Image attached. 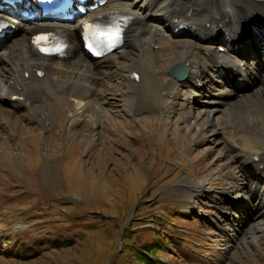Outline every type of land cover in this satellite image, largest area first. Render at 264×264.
I'll list each match as a JSON object with an SVG mask.
<instances>
[{"label": "rangeland", "instance_id": "rangeland-1", "mask_svg": "<svg viewBox=\"0 0 264 264\" xmlns=\"http://www.w3.org/2000/svg\"><path fill=\"white\" fill-rule=\"evenodd\" d=\"M130 1L137 10L145 2L108 0L105 9ZM20 41L11 39L0 59L3 80ZM157 43L158 50L146 41L126 46L90 66L52 61L37 103L23 109L0 101V264H140L125 248L155 241L166 247L156 252L164 264H264V204L256 189L250 202L242 178H255V170L241 158L255 142L264 150L253 138L264 125V92H256L264 76L236 94L213 76L199 40L184 31ZM187 50L200 53L204 85L199 95L176 87L167 113L161 94L176 84L168 68ZM136 67L143 87L130 113L127 76ZM57 80H76L89 93L55 91ZM262 180L252 189H264ZM12 222L25 227L13 239ZM49 237L60 246L52 249Z\"/></svg>", "mask_w": 264, "mask_h": 264}, {"label": "bare ground", "instance_id": "bare-ground-1", "mask_svg": "<svg viewBox=\"0 0 264 264\" xmlns=\"http://www.w3.org/2000/svg\"><path fill=\"white\" fill-rule=\"evenodd\" d=\"M97 1L98 0H86L84 3L78 2L73 5L72 9H76L78 5L89 7ZM27 3L30 6L31 12L36 10L37 0H28ZM104 7L105 6H103L102 9L106 10ZM113 9L125 11L129 16H131L129 23H127L125 28V41L122 48H125L126 46L132 48L140 43H144V41H146V43H153L157 41L153 37L157 34L159 35V39H166L164 36H172L175 26L180 23L183 26L182 28H186L189 32H187V35H193L201 39L203 45L200 53L206 54L209 61L214 63V67L230 68L231 71L238 72L244 76L247 81L249 76L253 73H255L258 77H261L262 74L264 76V46L255 44L256 48H254V45H249L247 47H243L242 49H236L233 52L226 49L227 44L235 38L240 30L241 24L245 20L255 15H261L264 17V0H145V2L141 3L138 10L136 9V3L134 1H130L128 4L118 3L113 7ZM89 17L90 16H86L81 19L74 17L71 24L69 23L70 25L68 26L64 23L56 24V28L67 35L71 41V49H69L65 55L66 61L71 64L78 65L80 63H84L89 66L91 64L89 63L90 61L83 55L79 45L77 44L80 24L84 19ZM21 20H23L24 24L18 26L15 34L11 38L5 39L0 43V59L5 60V57L9 55L11 50L10 48L7 49L10 47L8 44L11 39L16 37L15 35L17 32V34L21 37V41L19 43H12L16 47L17 54L12 58L11 62H9V76L5 80L0 78V101H9L14 104H18L21 108H29V106L34 103V99H40L43 89H45L42 83L38 84L39 81L36 77L37 71L44 73L43 78H48L49 74H52V70L50 68L54 59L42 58L38 56L29 43L30 36L38 31H43L44 26L36 21L31 23L25 21L23 18H21ZM153 22L158 23L154 24ZM217 28L224 30L225 35L228 38V40L224 43L222 50H218L219 46L207 42L209 36ZM147 29L148 33L150 31L153 36L148 33L145 34ZM27 36L28 40L25 39ZM255 43H257V41H255ZM139 50H141V48ZM200 53L194 50L184 51L179 54L177 62L183 65L187 71L183 83L194 86L195 91H198L196 86H198L197 83L200 81V77L204 72L203 66L199 63ZM32 57L35 60L34 64L29 61ZM250 57H252L251 61L248 60ZM30 65L31 67H29ZM136 69L137 67L134 71H136ZM262 69L263 71L260 72ZM26 73L28 74L27 77H25ZM131 73L132 72H130L127 76V81H129L128 89L132 92V94L126 93L125 96V98L130 102V105L124 106L126 110L130 112L133 110L132 105L135 108V105L138 101H140L138 100V90L143 84L141 77L138 78L139 81L136 82L135 79L131 78ZM239 78L241 79V77ZM233 79L234 78L232 77L223 79L220 78V80L229 82V84L234 81ZM42 82H44V79ZM49 82L51 84L50 80ZM257 83L258 86L256 87V92L262 94L264 92V80L263 83L260 81H257ZM55 84L56 87L54 90H58L64 94L76 93L84 96L89 93L87 86H81V84L76 80H66L65 82L57 80ZM233 84H230L231 91L234 90V93L236 94L243 91L242 89H238L240 86L239 83L233 82ZM261 88H263V91ZM166 89H170L168 91L169 96L174 94V87L168 86ZM31 92L34 93L33 96ZM192 94L195 95L194 92ZM227 94L228 91L225 90L222 97L219 98H223ZM25 95H30L31 97H27ZM13 96L16 97L14 100L11 99ZM254 96L255 95H252L251 97H258ZM211 104L214 106L213 110L216 111L217 107L215 105L217 104L218 106L220 103L214 100ZM78 105L81 106V104ZM93 116L90 118L91 122L101 126L102 119ZM76 120L77 119L73 122ZM73 122L71 121V123ZM222 123L224 124V122ZM261 127L262 128L253 138L260 139L264 142V125L261 124ZM229 130L230 129H227V132ZM259 145L261 146V144ZM241 158L245 160V164L247 165L248 163L249 165L253 163L257 166V168L260 166L261 171L259 172L262 174L264 173V150L259 147L256 148V142L255 147L249 145V148L244 150V154ZM259 172L255 170L253 175L258 176ZM200 186V183L199 185L195 184V190H198L196 187L200 188ZM259 194L260 193L257 194V202L258 205H261L264 201V192L261 196H259Z\"/></svg>", "mask_w": 264, "mask_h": 264}, {"label": "trees", "instance_id": "trees-1", "mask_svg": "<svg viewBox=\"0 0 264 264\" xmlns=\"http://www.w3.org/2000/svg\"><path fill=\"white\" fill-rule=\"evenodd\" d=\"M47 241H49L50 244L53 245L52 249H54L56 246H60V244H58L57 242H53V239L51 238H47ZM67 243H69L70 245L71 243H73V241H69ZM35 244L40 245V247L43 246V243H41V239H38ZM163 246V242L155 241L150 244H144L141 246H135L131 243L130 246H127L125 249L130 250L132 258L138 261L140 264H164L156 258V252L158 250L166 249V247ZM37 259H39V257H37Z\"/></svg>", "mask_w": 264, "mask_h": 264}, {"label": "snow or ice", "instance_id": "snow-or-ice-1", "mask_svg": "<svg viewBox=\"0 0 264 264\" xmlns=\"http://www.w3.org/2000/svg\"><path fill=\"white\" fill-rule=\"evenodd\" d=\"M45 40H47V36H44V35L38 36L35 38V42H37V43H40V42L45 41Z\"/></svg>", "mask_w": 264, "mask_h": 264}]
</instances>
